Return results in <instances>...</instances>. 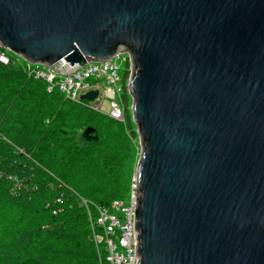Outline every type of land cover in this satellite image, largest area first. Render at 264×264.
<instances>
[{"label": "water", "instance_id": "water-1", "mask_svg": "<svg viewBox=\"0 0 264 264\" xmlns=\"http://www.w3.org/2000/svg\"><path fill=\"white\" fill-rule=\"evenodd\" d=\"M0 49L129 57L136 264H264V0H0Z\"/></svg>", "mask_w": 264, "mask_h": 264}, {"label": "trees", "instance_id": "trees-1", "mask_svg": "<svg viewBox=\"0 0 264 264\" xmlns=\"http://www.w3.org/2000/svg\"><path fill=\"white\" fill-rule=\"evenodd\" d=\"M13 59L7 67L0 63V134L3 135L0 136V235L8 236L0 239V264H49L48 261L60 258L52 247L57 236L64 228L76 230L81 220L80 209L74 207L77 192L74 188L82 189L85 195L91 194L96 188L92 182L103 178L96 177L99 166L95 167L94 153L86 149L73 152L67 144H48L46 137L51 127L47 124L43 127L37 114L46 101L38 84L48 96H56L53 101L62 95L47 93L43 82L28 78L27 73L12 67ZM122 98L124 118L130 126L126 92ZM43 128H47L45 134ZM62 134L66 133L62 131ZM99 140L98 136L96 142H85L96 145ZM110 149L106 153L110 154ZM50 168L58 170L60 176ZM53 192H59L61 200L45 206L43 201ZM127 196H115V199L121 201ZM111 202L100 200L96 205L108 208ZM40 207H46L42 209L47 215V225L40 226L37 218L32 217L39 213Z\"/></svg>", "mask_w": 264, "mask_h": 264}, {"label": "rangeland", "instance_id": "rangeland-1", "mask_svg": "<svg viewBox=\"0 0 264 264\" xmlns=\"http://www.w3.org/2000/svg\"><path fill=\"white\" fill-rule=\"evenodd\" d=\"M1 54L7 57L8 64L10 60L14 58L11 66L19 69V71L21 70L23 74L27 73L26 76L28 78L31 77L27 71V63L6 50L0 49V55ZM1 65L7 67L6 64L1 63ZM125 69V64L120 62L118 72V76L121 79L120 85H122ZM38 85L41 87V92L45 95L44 97L46 101L38 108V110L41 109L42 111H40V113L37 111V114L40 118V123L42 122V126L47 124L48 127H51L49 130L50 135L46 137L48 139V144L58 146L67 144L69 149L73 152L86 149L91 153H94L93 160L96 162L95 167L98 168L99 166V171L96 173V177L103 178L100 181L95 179L94 182H92V185L96 187L94 189L97 191L92 189L93 193L88 195H85L82 189L77 190L73 187L75 192L77 191L74 195V207L75 209H80L79 213L81 220L77 222L78 228L76 227V230H69V227L64 228L62 234L57 236L58 240L54 242L52 247L54 250L56 248V253L60 258L48 262H51L49 264H110V262L104 258L105 253L102 255L104 242L100 241V237L102 238L104 234L103 227L100 226V223V225H97L98 227H95V224H97V221L95 222V220L98 217V214L96 213L98 205H96V203L100 200H112L110 205H108L111 206L114 201H117L115 196L118 198L128 195L127 199L121 200V204L126 208L135 192L134 172L139 160L140 147L136 127L132 122V114L130 111L132 103L131 98L128 96L127 101V112L130 118L129 126L125 118L122 122H115L107 119L105 116L94 113L90 109L89 103L91 102L82 101L80 99L81 101H79V104H76L77 102L71 101L70 99L68 100L60 93L59 94L62 95L61 98L58 97L60 100H57V98L53 101L56 96H48L44 92L43 87L40 84ZM2 89L4 90V88ZM4 94L5 91L2 93V96ZM122 96L123 93H121V97ZM119 103L120 105H123L121 101H119ZM102 106L107 113L109 106L106 100L102 102ZM34 117L37 118L36 115H34ZM87 127H94L97 129V136H99L100 140L96 145H89L81 137L82 132ZM45 130H47V128L44 129V134L46 133ZM62 131L66 134L63 135ZM0 136L3 135L0 134ZM49 139L52 142H50ZM110 147V154H108L106 151ZM102 161H104V165H101ZM52 170L58 174L56 176H60L58 170ZM105 190H109V192L107 191V193H104ZM46 191L51 193L49 189ZM59 197V192H55L54 195L51 194L47 201H43L42 198L41 200L45 202L46 206L47 203H50L53 200L60 201L61 199ZM76 204L80 206H76ZM84 204H86V206ZM42 208L46 209V207H40L38 208L40 209L39 213L32 216L37 218V223H39L40 226L42 224L47 225L48 223L46 218L47 215ZM111 211L114 213L117 212V215L118 213H121L115 210ZM57 213L59 212L57 211ZM92 227L95 231L92 230ZM0 237V239H4L8 236L4 233L1 234ZM5 241L6 239L3 240L2 243ZM61 260L63 261L60 262Z\"/></svg>", "mask_w": 264, "mask_h": 264}, {"label": "built area", "instance_id": "built-area-1", "mask_svg": "<svg viewBox=\"0 0 264 264\" xmlns=\"http://www.w3.org/2000/svg\"><path fill=\"white\" fill-rule=\"evenodd\" d=\"M125 64L126 79L118 76L119 63ZM0 63L8 64V59L0 55ZM29 75L37 81L45 84L46 92H58L68 100L79 103L81 96L90 92L97 91V97L90 105V109L99 115H104L112 121H124V109L121 93L129 96L127 84L130 77V60L126 54H118L106 62L88 63L79 67L78 65L69 66L63 61H59L51 67L40 65H28ZM108 102L109 110L106 113L102 102ZM134 194L130 199L129 205L125 208L121 201H114L108 208L97 207V224L95 227H103V237L100 241L104 242L102 255L105 253V260L110 264H136L135 235L133 229V210ZM86 206V204H84ZM111 210L117 212L114 213ZM112 213V214H110ZM92 230L94 228L92 227Z\"/></svg>", "mask_w": 264, "mask_h": 264}]
</instances>
